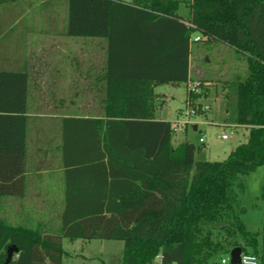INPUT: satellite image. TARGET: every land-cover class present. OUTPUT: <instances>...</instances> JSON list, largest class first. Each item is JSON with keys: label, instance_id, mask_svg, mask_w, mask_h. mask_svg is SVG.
<instances>
[{"label": "trees", "instance_id": "1", "mask_svg": "<svg viewBox=\"0 0 264 264\" xmlns=\"http://www.w3.org/2000/svg\"><path fill=\"white\" fill-rule=\"evenodd\" d=\"M65 1L63 34L105 42L102 116L61 120L58 228L0 218V264L10 247L17 253L7 264H61L63 239L121 241L120 264H208L236 247L264 264V218L258 254L235 192L264 165V0H187L186 18L174 0ZM31 4L0 0V16L43 14ZM201 40L245 64L242 78L224 82L225 120L248 138L223 161L194 162L197 149L173 145L172 123L154 120V88L189 81L191 45ZM27 100L25 57L12 69L0 62V199L24 192Z\"/></svg>", "mask_w": 264, "mask_h": 264}, {"label": "rangeland", "instance_id": "2", "mask_svg": "<svg viewBox=\"0 0 264 264\" xmlns=\"http://www.w3.org/2000/svg\"><path fill=\"white\" fill-rule=\"evenodd\" d=\"M40 1L30 0L33 6L41 3ZM54 1H56V6L52 8L51 4ZM174 1L179 2L177 14L186 18L188 10L185 2L187 0ZM44 2L46 4L39 8L34 7L31 11L43 12L42 15H39L40 17L49 16L50 11H54L58 16L65 15V0H45ZM197 36L199 34H192V40L194 41ZM39 38L40 40L38 41H32L30 46L32 49H29L31 56L28 59L29 73H27V113L30 115L47 114L53 107L64 106L70 108L71 115L102 113L101 104L90 101L88 97L80 99L73 96L64 97L65 105L52 101L59 97H51V89L46 86L47 73L44 71L37 74L34 71L38 60L45 64L50 44L46 37ZM191 51L188 83L198 84L201 94H191L189 96L188 83H168L157 86L153 103L158 108L154 112V118L172 123L175 129L173 144L188 142L197 149L194 155V162L223 161L238 145L244 144L248 138V130L246 128L233 127L225 120L226 86L224 82L242 78L245 64L241 57L233 54L231 49L222 44H208L201 40L192 43ZM0 52L3 53L1 47ZM1 57L4 58L3 55H0ZM38 79H42L40 84L37 83ZM70 91L73 94L77 89L72 88ZM192 96L196 97L192 98ZM68 100H71V103H68ZM187 101L193 104L198 103L199 107L208 105L209 109L203 112V115L197 114L187 117L185 115ZM29 119L30 126H32L34 118L29 117ZM223 135L227 136L226 140L220 139ZM240 179L243 183V190L235 189V192L244 208V214L241 219L249 232L257 234L256 250L260 254L263 246L261 228L264 218V165L248 175L241 176ZM62 249L66 256L62 258L61 264H120L123 242L113 240H92L90 242L76 240L70 242L63 240ZM246 252L252 254L253 251L248 247ZM152 264H160V261L156 259ZM208 264H221V257L211 259Z\"/></svg>", "mask_w": 264, "mask_h": 264}, {"label": "crops", "instance_id": "3", "mask_svg": "<svg viewBox=\"0 0 264 264\" xmlns=\"http://www.w3.org/2000/svg\"><path fill=\"white\" fill-rule=\"evenodd\" d=\"M119 1L132 2V0ZM20 5L23 8L27 7L23 2ZM51 5L55 8L56 1ZM37 6L38 4L35 6L31 4L32 8ZM26 12L30 11L27 9ZM0 24V47L3 50L0 55L4 56L0 58V62L4 61L6 69L16 67L17 61L24 56L27 73H29L28 59L31 56L29 49L32 41L40 40L39 37H46L50 42L47 60L45 64L38 60L34 71L37 74L44 71L47 73L46 86L51 89V97H59L52 101L65 105L64 97L71 96L79 99L88 97L90 101L98 103L102 101L104 83L101 76L106 58L103 40L65 36L63 34L65 15L58 16L54 11H50L49 16L46 17L34 14L2 15ZM190 60L191 56L189 65ZM41 80L38 79L37 83L40 84ZM72 88L77 89L73 94L70 91ZM67 102L71 103V100ZM70 111L69 107L64 106L53 107L47 114L27 113L24 192L21 197L8 196L0 199L2 220L12 225H24L48 231L57 230L63 199V178L59 168L61 153L58 150L61 143V120L65 118L98 119L102 116V113L71 115ZM29 117L34 118L32 126H30ZM154 120L164 121L155 118Z\"/></svg>", "mask_w": 264, "mask_h": 264}, {"label": "built area", "instance_id": "4", "mask_svg": "<svg viewBox=\"0 0 264 264\" xmlns=\"http://www.w3.org/2000/svg\"><path fill=\"white\" fill-rule=\"evenodd\" d=\"M194 40L196 41V40H198V38L196 37ZM188 88H189V93L190 94H193V95H200L201 94L200 88H199V85L198 84L188 83ZM186 106H187V110L185 112V115L187 117H189V116H195V115H197L199 113V111L200 112H206L209 109V106L208 105L199 107L198 103H194L193 104L190 101H187L186 102ZM233 127H235V126H233ZM173 129H174V127H173ZM220 139L221 140H226L227 139V136L226 135H223V136H221ZM200 142H202V140H200ZM249 255L255 256L253 254L243 253L242 252L241 255H240V262H239V264H242L243 258L245 256H249ZM221 264H229V257H228V255L226 257H224V258L221 259ZM257 264H259V259L258 258H257Z\"/></svg>", "mask_w": 264, "mask_h": 264}, {"label": "water", "instance_id": "5", "mask_svg": "<svg viewBox=\"0 0 264 264\" xmlns=\"http://www.w3.org/2000/svg\"><path fill=\"white\" fill-rule=\"evenodd\" d=\"M14 253H17V249L15 247H10L7 250V259L5 264H7ZM242 253L241 248L236 247L230 250L228 257H229V264H239L240 262V255Z\"/></svg>", "mask_w": 264, "mask_h": 264}, {"label": "clouds", "instance_id": "6", "mask_svg": "<svg viewBox=\"0 0 264 264\" xmlns=\"http://www.w3.org/2000/svg\"><path fill=\"white\" fill-rule=\"evenodd\" d=\"M242 264H257V258L252 255L245 256L243 258Z\"/></svg>", "mask_w": 264, "mask_h": 264}]
</instances>
